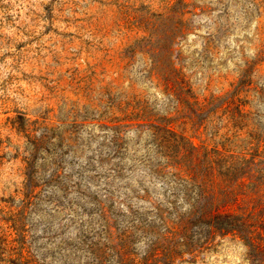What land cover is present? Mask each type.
I'll list each match as a JSON object with an SVG mask.
<instances>
[{"label":"rangeland","instance_id":"obj_1","mask_svg":"<svg viewBox=\"0 0 264 264\" xmlns=\"http://www.w3.org/2000/svg\"><path fill=\"white\" fill-rule=\"evenodd\" d=\"M199 186L264 246V0H0V264H264Z\"/></svg>","mask_w":264,"mask_h":264},{"label":"trees","instance_id":"obj_2","mask_svg":"<svg viewBox=\"0 0 264 264\" xmlns=\"http://www.w3.org/2000/svg\"><path fill=\"white\" fill-rule=\"evenodd\" d=\"M161 122H165V125L167 126L169 119H159L158 123ZM191 146L193 149H196L193 144ZM197 188H199V197L192 205V209L188 214V217L185 220H182V222L184 221L190 226L204 225L208 229L222 235L233 234L239 237L249 248L251 252L250 254L253 256L254 262H256L255 255L258 253L256 249L264 246L261 245V243L256 242L253 225L249 223L248 219L244 215L220 212V203L215 202L214 199L207 200L201 186ZM14 256L15 259H10L8 262H11L12 264H29V261L24 258L22 253H18Z\"/></svg>","mask_w":264,"mask_h":264}]
</instances>
